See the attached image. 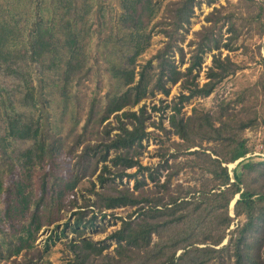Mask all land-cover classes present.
<instances>
[{
	"label": "trees",
	"instance_id": "obj_1",
	"mask_svg": "<svg viewBox=\"0 0 264 264\" xmlns=\"http://www.w3.org/2000/svg\"><path fill=\"white\" fill-rule=\"evenodd\" d=\"M109 1L0 0V61L7 62L27 56L54 73V76L57 75L58 82L55 85L58 84L62 95L68 93V97L74 83L89 77L92 70L89 46L92 38L96 37V51L98 56L102 53L104 71L111 77V84L115 82L121 88L115 90L112 86L111 91L106 94L105 103L96 118L98 124L126 106L137 105L154 90L167 94L166 83H176L183 78L182 87L189 92L180 94L179 104L172 106L168 120L172 132L183 140L179 147H199L189 152L195 157L190 158L187 165L201 171V180L198 187H188L184 192L182 186L177 184L176 193L171 192L170 179L181 168L176 165L160 185L163 189L160 194L136 192L140 185L138 179H135L137 184L132 189L127 186L118 188L112 183L115 178L135 177V172L128 173L126 169L134 166H137V170L148 169L140 165L137 156L142 140L148 135L145 120L150 114L144 106L138 111L123 110L120 115L115 114L117 132L110 135L112 127H109L105 129L102 139L94 144L87 142L84 145L74 165L81 169V173L77 176L75 174L66 184V188H74L85 174L94 175L101 163L96 179L105 187L96 190L92 186L95 199L90 202L89 197H83L85 206H95L97 212L121 206H137L136 216L129 213L120 218L119 227L108 236L116 243L114 254L106 255L101 263H93L89 257L91 254L101 255L107 246H97L87 239L79 243L72 242V264H210L222 257L228 259L225 262L227 264H263L259 256V244H255L253 233L258 220L264 214L261 211L264 190L255 191L246 187L245 172L242 169L256 168L257 172L264 173V168H259L264 163V158L262 162L254 163L251 156L246 157L252 152V148L242 137V132L246 128L260 127L264 130V107L261 111L254 109L252 112L243 108L236 113L225 106L219 112L195 111L185 118L180 113L183 101L194 96L209 95L221 80L235 72L236 65L228 57L220 58L213 54L212 63L206 72L207 80L199 86L193 80L195 75H192L188 82L192 70L200 64L202 53L221 47L220 38L214 37L215 26L227 22L228 30L233 33L229 40H232L240 35L251 18L254 33L263 36L264 0H238L236 5L241 9L245 8V12L249 14L245 15L248 18L240 15L239 22L231 13H224V7L213 9L206 16L209 25L197 33L205 34L197 44L193 61L184 72L178 69L169 53L175 44L178 29L189 22L193 12L192 0H179L171 4L168 22L162 21L169 25L161 30L167 40L152 58L141 65L136 61L149 46L150 32L147 28L158 8L154 0H117L119 8L113 14ZM104 28L109 32L103 34ZM262 47L264 49V42ZM179 49L181 50L180 47ZM114 53L120 54L115 56ZM261 60L264 65V58ZM94 62L100 66L98 59ZM255 88L256 91L264 92V80H260ZM93 110L94 105L89 111ZM9 138L34 141V149L24 152L26 164L29 165L34 161L33 156L34 159L42 160L43 154L46 152L50 155L54 145L58 143L51 139L46 144L43 129L38 122L6 113L3 134L0 133V157L4 164H0V194L6 189L2 176L5 170L8 173L12 170L11 164L4 169L6 161L3 155L6 153ZM204 142H211L212 145L203 146ZM110 151L115 153L111 158ZM161 155L164 156V153ZM238 159L240 160L235 166L229 169L227 164ZM107 161H111L113 171L108 167ZM166 166H169L167 159ZM149 175L152 180L156 179ZM108 182L112 185L106 186ZM16 193L19 195L18 190ZM236 195L233 204L234 216L243 215L245 220L231 232L227 243L220 245L233 220L228 209ZM23 197L21 201L26 202V197ZM40 200L33 204L35 211ZM77 207L74 211L76 217L73 228L76 230L80 226H91L97 212L85 220L86 212L82 209L84 206ZM6 211L9 210L6 208L4 212ZM30 225L26 227L25 237L12 233L0 239V256L8 260L16 256L22 248L31 245L40 223L37 222L33 229ZM178 250L182 251L176 255ZM11 260L12 264H19L15 258Z\"/></svg>",
	"mask_w": 264,
	"mask_h": 264
},
{
	"label": "rangeland",
	"instance_id": "obj_2",
	"mask_svg": "<svg viewBox=\"0 0 264 264\" xmlns=\"http://www.w3.org/2000/svg\"><path fill=\"white\" fill-rule=\"evenodd\" d=\"M176 1L179 0H154L158 11L148 25L149 46L137 58L138 65L144 64L146 60L152 58L167 40L161 30L169 26L163 22H168L170 6ZM192 2L193 12L189 22L178 29L175 44L169 53L178 65V69L183 72L194 59L193 55L196 52L197 44L205 34L197 33L204 26L209 25L206 16L214 11L213 9L224 7L223 12L231 13L238 22L240 15L249 16L245 12V8L241 9L236 5L238 0H192ZM109 7L114 14L119 8L117 0H110ZM106 15L108 16V10ZM248 16L245 17L248 18ZM22 20L25 21L24 17ZM252 22L250 18L247 21L249 24L243 27L236 39L232 40H229V36L233 33L228 30L227 22L221 23V25L218 23L215 26L214 37L220 38L221 47L202 53L200 64L198 68L192 70L188 82L192 79V75H195L193 80L199 86L207 80L206 72L212 63L213 54L219 55L220 58L228 57L236 65L235 72L221 80L209 95L194 96L183 101L180 115L184 118L195 111L199 113L201 110L219 112L221 107L225 106L236 113L243 108L252 112L254 109L261 111L264 107V92L256 91L255 88L260 80H264V65L261 60L264 58L262 47L264 35L260 36L254 33ZM107 32L109 30L104 28L102 33ZM92 40L89 46V62L92 70L89 77L82 79L79 83H74L68 97V93L62 95L58 84L55 85V82H58L57 75L54 76V73L45 69L43 65L31 61L27 56L23 55L7 62L0 61V133L3 134L7 113L22 117L24 120L32 119L34 123L38 122L43 129L46 144L51 139L58 142L54 145L50 155L45 152L42 160L34 159L33 156L32 160L34 161L29 165L26 164L24 152L30 148L34 149V141L19 138L8 139L6 153L3 155L6 161L4 169H7L5 167L11 164L12 170L10 173L5 170V174L2 176L6 189L0 194V239L2 240L4 235L12 233H15L16 236L22 234L25 237L26 227L29 224L33 229L38 222L40 227L30 246L22 248L16 256L8 260H5L1 255L0 264H12V258H15L19 264H34L36 262L72 264L73 252L70 244L72 242L79 243L85 239L92 241L97 246H107L101 255L91 254L89 257L91 262L101 263L105 260L106 255L114 254L116 243L108 236L119 227L121 217H125L129 213L133 217L136 216L137 206H121L105 209L102 212H97L95 206H85L86 201L83 197H89L90 202L95 199L91 190L92 186L96 190L105 187V185H100L96 179L101 163L98 164L94 175L85 174L78 180L74 188L68 189L66 184L73 179L75 174L77 176L81 173V169L74 165L84 145L87 142L94 144L102 139L105 136V129L109 127H112L110 135L117 132L115 114L120 115L123 110L138 111L141 106H144L147 113L150 114V117L145 120L148 135L142 140V146L139 148L140 153L137 156L140 165L148 167V169L137 170V166L128 168L126 172H135L134 178H115L112 183L118 188L127 186L132 189L138 179L140 185L136 192L151 193V195L160 194L163 190L160 185L165 176L178 165L181 168L170 179L169 189L171 192L176 193L177 184L182 186L184 192L188 187H198L200 184L201 171L197 167L192 169L187 165L188 160L195 157L189 152L199 147L191 146L186 149L179 147L178 145L182 144L183 140L172 132L168 120L172 106L176 103L179 104L180 94L189 92L182 87L181 80L183 78L176 83L167 82L165 85L168 88L167 94L154 90L153 93L150 92L142 98L137 105L126 106L110 115L103 123L98 124L96 118L105 103L106 94L111 91L112 86L115 90L120 86L115 82L113 85L111 84V77L104 71L102 53L100 56L97 55L98 40L96 37ZM119 54L114 53L115 56ZM95 59H98L100 66L95 65ZM154 62L155 59L152 63ZM47 64L48 62L45 63V67ZM92 105H94V110L90 112ZM48 136H50L49 140H47ZM242 137L252 148V152L246 157L251 156L254 163L262 162L264 158V130L260 127L246 128L242 132ZM196 140L198 141V138ZM209 145L212 143H203V146ZM162 153L164 156L161 155ZM114 154L113 151H110L109 158ZM172 155H176V157L173 158ZM165 159H167L168 167H165ZM0 164H3L1 157ZM235 164V162L228 163L227 166L231 169ZM107 165L111 171L114 170L111 161H107ZM259 166V168H264V163ZM242 171L245 172L246 187L255 191L264 190V173L257 172L256 168L253 170L244 168ZM149 174L155 176L156 179L152 180ZM107 185L112 184L108 182ZM16 190L19 191V195ZM23 196L26 197V202L21 201ZM236 197L237 195L234 199ZM39 200L40 205L35 211L33 204ZM231 202L228 213L233 217V220L226 230L227 236L220 245L226 244L231 232L245 220L243 215L234 216ZM79 205L84 206L82 209L86 212L85 220L89 219L92 213H97L91 226H80L75 230L72 226L76 217L74 211ZM6 208L9 210L8 212H4ZM261 211L264 212V203L261 206ZM102 213L105 214L102 215ZM253 234L255 244H259V256L264 264V214L258 220ZM232 235L234 236V234ZM154 239H156L155 236ZM16 242H19L18 238ZM181 251L178 250L176 255ZM227 260L226 257H222L210 264H227L225 263ZM231 260L233 259L231 258Z\"/></svg>",
	"mask_w": 264,
	"mask_h": 264
},
{
	"label": "water",
	"instance_id": "obj_3",
	"mask_svg": "<svg viewBox=\"0 0 264 264\" xmlns=\"http://www.w3.org/2000/svg\"><path fill=\"white\" fill-rule=\"evenodd\" d=\"M239 160H240V159L236 160L235 163H237ZM236 198H237V197H236ZM236 198H235V199H236ZM235 199L232 200V202H231V206H233V204H234V202H235Z\"/></svg>",
	"mask_w": 264,
	"mask_h": 264
}]
</instances>
